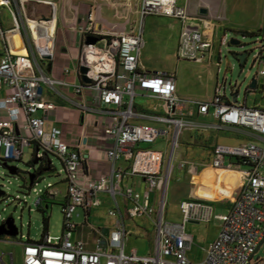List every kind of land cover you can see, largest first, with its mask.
<instances>
[{"label": "built area", "instance_id": "2783aa9c", "mask_svg": "<svg viewBox=\"0 0 264 264\" xmlns=\"http://www.w3.org/2000/svg\"><path fill=\"white\" fill-rule=\"evenodd\" d=\"M33 1L38 0H0V7L8 8L13 14V25L7 30L0 17V40L3 41L0 91L5 90V95L0 97V153L3 151L2 159L22 160L25 148L36 143L39 162L48 153L61 159L68 186L67 200L62 203L63 234L52 236L47 233L39 241L22 242L23 264H252L256 249L264 244V147L254 140L238 145L215 146L211 166L237 168L242 182L231 208L220 215L222 226L219 235L209 245L205 259L197 262L187 255L192 236L186 232L184 224L205 205L197 199L183 200L181 211L184 223L166 221L165 194L171 161L166 166L162 150L141 147V143H154L161 136L171 135L174 149L186 129L231 128L264 140V108L233 102L227 96L226 83H217L214 96L209 101L183 98L177 92L175 74L141 68L140 57L145 44L143 21L153 13L181 21L177 49L180 58L202 62L212 60L214 39L194 22L196 16L181 6L178 0H140L138 12L141 24L137 30L116 32L98 26L96 15L91 10L78 23L83 42L75 71L80 81L71 82L48 74L43 66L44 61L51 62L55 57L56 3L43 0L52 6V13L31 17L28 8ZM126 4L131 6V0H127ZM216 18L223 20L224 15L219 13ZM51 22H55L52 33L48 29ZM205 23L211 24L210 21ZM14 33H19L21 37L20 47L11 38ZM88 36L99 39L95 43H87ZM229 43L225 33L221 45ZM258 46L260 50L253 65L264 63V43L260 41ZM26 59L34 61L38 73L26 75L20 72L26 66ZM221 61L220 49L218 62ZM83 65L88 68L89 83L81 78ZM64 72L69 73V69ZM261 75H264L263 69L257 73L258 77ZM56 85L67 91L72 88L73 102L84 115L98 112L110 116L111 122L103 128L104 136L111 143L107 149V159L113 164L110 172L98 177L86 175L85 157L66 139L64 128L48 126L50 113L56 109V104L46 98L45 89H55ZM139 88L161 100L165 113L147 115L137 112L135 97ZM195 108L201 114H207L213 108L217 121L206 122L188 117L194 114ZM138 116H149L165 124V128L130 121ZM121 158L131 160L129 174L144 177L146 190L139 191L123 183L124 172L115 165ZM180 166L186 168L192 178L199 171L194 162L184 160ZM39 180L37 175L31 186ZM156 191L162 194L158 206L153 203L152 196ZM40 192L39 205L45 198L55 199L58 195V189L52 183ZM102 193L108 194L113 201L108 214L116 220L115 226L107 233L88 222L92 209L103 203ZM118 196L127 201L126 212ZM78 207H83L85 211L82 225L74 220ZM126 215L130 218L144 215L153 220L156 225L155 254L140 255L136 249L129 253L125 251L130 234L126 228ZM83 226L89 228L90 235L75 237L78 228ZM5 255H8V261L4 259ZM0 261L1 264H16L15 254L3 253Z\"/></svg>", "mask_w": 264, "mask_h": 264}, {"label": "rangeland", "instance_id": "374dc122", "mask_svg": "<svg viewBox=\"0 0 264 264\" xmlns=\"http://www.w3.org/2000/svg\"><path fill=\"white\" fill-rule=\"evenodd\" d=\"M43 1V0H42ZM42 1L30 3L28 11L31 17L49 16L52 13V6ZM56 3L57 27L65 20L66 16L73 17L74 13L81 19L91 10L96 15V20H105L110 24H123L126 31L137 30L141 24L139 15L140 0H132V5L119 6L127 3L126 0H52ZM226 1V0H225ZM184 2V0H180ZM228 10L234 16L247 18L253 15L260 7L264 11V0H227ZM0 17L5 30L13 25V14L6 7H0ZM60 22V23H59ZM100 24V23H99ZM78 25V23H77ZM105 25V24H104ZM103 27V24L101 25ZM143 37L145 46L143 48L144 65L149 71H165L175 74L178 85L183 89V95L187 98L201 99L211 97L217 83H226V93L229 99L233 100L237 94L238 102L245 100L249 105L260 102L264 103V87L251 89L250 83L257 76L259 70L264 69V63L253 65L255 55L259 52V42L264 43V23L262 30H255V35H243L236 32L233 27L221 29L216 36V48L222 51V61L215 60L212 68L208 69L201 65L202 61L180 58L178 56V43L181 34V21L175 17L153 13L144 18ZM226 32L229 40L232 38L240 41L239 44L221 45V37ZM0 42V48H2ZM247 53L244 63L237 58V53ZM219 66L221 68L219 72ZM264 79V75L261 76ZM152 100L147 97L137 96L136 102ZM163 128V125H159ZM195 131L184 130L178 139V145L172 151V145L166 144L164 137H160L154 143H141V147H152L165 151L167 162L171 158V170L167 190L165 194L166 221L180 223L183 221L181 211V201L183 190H177V178H182L186 168L181 167L183 160L179 159V152L183 151L186 161L203 162L209 161L212 156L211 144L196 142L193 139ZM204 136L209 139V143L220 145H237L243 141L252 139L261 147H264V140L249 137L246 133L227 128L222 130H209L204 132ZM202 143V144H199ZM3 152V151H2ZM2 152L0 157H2ZM30 147L25 148L22 160H7L0 158V224L7 218L13 217L19 233L16 236H3L0 238V257L3 253L15 254L16 264H23V244L22 242L39 241L49 233L52 236L63 234L64 214L62 203L58 200H44L42 205L37 204L41 195V190H46L49 183L57 188L61 177L65 174L64 165L60 158L50 154V159L55 167L52 171H47L40 176L36 185L30 184V173L38 169V165L29 162L31 157ZM173 152V153H172ZM172 153V157H171ZM169 163H166V166ZM8 166H15L13 172ZM264 174V167L262 168ZM182 186L189 188L192 185L189 181L182 179L179 181ZM214 180L205 183V187L213 186ZM208 189L207 197L211 198V191ZM153 201L158 206L162 198L159 191L153 193ZM102 204L92 209L89 224L101 226L110 222L109 209L113 207V201L108 194H101ZM120 203L126 212L127 201L123 196H118ZM215 213L220 211V205L213 203ZM45 208L49 213V226L45 233L43 227ZM216 216V215H215ZM74 220L82 225L85 220L83 207H78L74 214ZM126 228L130 234L126 239L125 251L131 252L136 249L140 255H153L156 253V225L153 220L144 215L130 218L126 215ZM89 225V226H90ZM217 228V219L210 222L188 223L186 231L192 234L195 242L189 251L192 261H201L205 255V247L213 238ZM87 232V231H86ZM9 260L8 255L4 258ZM1 264V261H0ZM252 264H264V244L255 253Z\"/></svg>", "mask_w": 264, "mask_h": 264}, {"label": "crops", "instance_id": "0c3cea01", "mask_svg": "<svg viewBox=\"0 0 264 264\" xmlns=\"http://www.w3.org/2000/svg\"><path fill=\"white\" fill-rule=\"evenodd\" d=\"M178 3L181 6L186 7L191 14L196 16V20H194V22L201 27V30H203L205 34H208L209 37H212L214 39L215 48L213 51L212 60H206L201 62V65L208 69L213 67L215 60L219 61V51L216 48V36L221 29L233 27L235 29H244L255 32V30L261 31L262 25L264 23V11L261 7L253 15L242 19L234 16L232 13L229 12L227 0L226 1L225 0H184V2L182 3L180 2V0H178ZM124 4L126 3L125 2L121 3L119 4V6H122ZM131 5H132V0H131ZM203 9H205L206 11L205 12L202 11ZM219 13H222L224 15L223 20H218L216 18L217 14ZM79 20L80 18L77 16L76 13H74L73 17L70 16L65 17V20L61 22V25H59L56 30L55 57L51 61V67H49L50 62L47 60L44 61L43 64L44 70L48 74L55 76L57 78H66L71 82L80 81V76L75 71V66L78 62L81 53V46L83 42V35L79 31V27L77 25V23H79ZM206 21H210L211 24L207 25L205 23ZM102 24H103V28L106 30H113L116 32H127L123 24H117V23L110 24L102 19L97 20L98 26H101ZM54 26H55V22L52 27L51 26L49 27L50 33L53 32ZM225 33L226 32H224V34ZM11 38L15 44L14 37L12 36ZM0 42L3 41L0 40ZM1 47L2 48H0V59L3 53V43ZM140 62H141V68L147 69L144 65L143 49L140 57ZM40 64L42 67V60ZM67 68L69 69V73L64 72V70H66ZM20 72L26 75H34L38 73V69L32 59L31 60L26 59V66L25 68L21 69ZM261 76H259L258 78L259 79L262 78ZM263 87H264V79L262 86L258 85L256 88H263ZM214 91L211 97L201 98V99L196 98V99L202 101H209L213 98ZM177 92L179 96L183 98H187L183 95V89L181 88V86L178 85V80H177ZM64 93H69V95H66ZM71 93H72V88L69 91H67L65 88H63L60 85H56L55 89L46 87L45 89L46 98L56 104V109L50 113L48 126L49 127L57 126L64 128L66 139L70 141L73 147L79 149L85 157L84 173L91 177H98L102 174L110 172L113 166V164L107 159V149L111 145V143L106 139V137L103 134L104 126H106L111 122V118L106 114H101L98 112H92L90 114L84 115L80 111V109L74 104L73 102L74 97L72 96ZM4 95H5V90H1L0 97ZM137 96L147 97L152 99L149 100V102H147V100L146 101L141 100L139 102L135 101V108L137 112H141L147 115L165 113V107L163 102L155 97L149 96L144 89L139 88L136 97ZM239 103H245L249 107L264 108V103H260V102L254 103L253 105H249L245 100L244 102H239ZM194 111L195 112L193 115H187V116L192 119H197L200 121H206V122L217 121V118L213 115L212 112L213 108H211L209 113L207 114L199 113L197 111V108H195ZM130 121L132 123L150 124L157 127H159V125H163V128H165V124L158 122L149 116L133 117L130 119ZM209 130L212 129L192 130V131H195L196 133L195 136L193 137L195 144L201 139H203V142H205V144H211L210 145L211 146L210 148H212L211 159L209 161H203V162L189 161V162H194L199 166L198 173L194 176V178H192L190 172L187 169H185L182 178L181 177L177 178L178 181L177 190H183L181 191L184 196L182 198V201L186 199H197L205 205V208L195 212L193 218H191L189 221H187L184 224L185 230L188 223L198 224L200 222H210L214 218L217 219L216 232L213 238L208 242V244L204 248L205 255L203 260L206 257L207 249L209 248V245L217 238L221 230L222 220L220 218V215L225 214L229 211L232 205L233 198L238 194L239 186L242 182L241 172L237 168H233V169L214 168L213 166H211V162L214 156V148L215 146L220 144L209 143L210 142L209 139H207L204 136V132ZM161 137H164L166 144L172 145L171 135H165ZM244 142H246V140L243 141L242 143ZM28 147H30V150L32 151L31 152V156H32L35 150V146L31 145ZM172 151H173V147H172ZM163 152L165 155V163H169L171 161V158L169 162H167L166 153L165 151ZM172 153H171V157H172ZM184 156H185L184 152L180 151L179 159L184 161L185 160ZM131 164H132L131 160H127L125 158H121L115 163L116 167L124 172L123 183L125 185L133 186L139 191L146 190L147 182L144 177L140 175L129 174ZM217 169H222L223 171H217ZM225 170L237 171L240 174L231 175ZM181 179L182 181L185 180L189 181L192 186L189 188L183 187L181 182H179ZM212 180H214L215 182L214 185L212 187L211 186L205 187V183ZM59 182L60 184H58L57 186L58 195L53 200H58L61 203H63L64 201L67 200V186H68L65 178V174L61 177ZM207 188H209L210 189L209 191H211V198L207 197L208 195ZM47 199H51V198L47 197ZM153 203L155 204V200L153 201ZM213 203H217L220 205L219 207L220 211H217L215 213ZM121 206L124 210L122 204ZM109 218H110L109 219L110 222H108V224H103L101 226H98L106 233L109 231V229L113 228L116 223V220L114 218H111L110 216ZM180 223L182 224L184 223V217H183V221ZM89 235H90L89 228L87 226H83L78 228L75 237L84 238V237H88ZM190 235L192 236V244L191 247L187 250L188 257H189V251L191 250L192 245L195 242L194 236L192 234Z\"/></svg>", "mask_w": 264, "mask_h": 264}, {"label": "water", "instance_id": "95a60500", "mask_svg": "<svg viewBox=\"0 0 264 264\" xmlns=\"http://www.w3.org/2000/svg\"><path fill=\"white\" fill-rule=\"evenodd\" d=\"M202 11H206L205 9H203ZM98 37H94V36H88L87 39H86V42L87 43H95L98 41ZM230 43L231 44H239L240 41H238L237 39H234L232 38L230 40ZM237 58L241 61V63L245 62L246 60V56H247V53H237L236 54ZM87 71H88V68L86 66H81V73H82V80L89 83L91 82V79L87 76ZM262 83H263V79L262 78H258V76H256L252 82L250 83V88L253 89V88H256L258 85L262 86ZM233 102L235 103H238V100H237V94H234V97H233ZM36 151L38 152L39 151V148L36 149ZM40 161V158L39 157H35L33 163L36 165L38 164ZM13 172L16 171V167L15 166H8ZM36 177V173L33 172V173H30V184H33L34 182V179ZM4 192H1L0 193V196L3 194ZM19 233V230H18V227L15 225V221H14V218L13 217H10V218H7L3 223L0 224V236L2 235H8V236H16L18 235ZM260 249V245L258 246V248L256 249V252Z\"/></svg>", "mask_w": 264, "mask_h": 264}, {"label": "trees", "instance_id": "16d2710c", "mask_svg": "<svg viewBox=\"0 0 264 264\" xmlns=\"http://www.w3.org/2000/svg\"><path fill=\"white\" fill-rule=\"evenodd\" d=\"M236 32H239V33H242L243 35H255L256 32H253V31H248V30H244V29H234ZM244 63V62H243ZM49 67H51V62L49 63ZM37 144L35 143V150L33 152V155L32 157L30 158L29 162L33 165H35L33 163L34 159H35V156H36V149H37ZM2 159V157H0ZM38 165V164H36ZM55 167L50 159V154H45V156L42 158V161L39 162V165H38V169L35 171L36 173V176H41L42 174H44L45 172L47 171H52L54 170ZM46 200H49V199H45ZM41 210H43L44 212V215H43V227H44V232L46 233L47 230H48V226H49V213H47L48 211L45 209V208H41ZM46 235V234H45ZM3 236H6V235H2L0 236L3 237Z\"/></svg>", "mask_w": 264, "mask_h": 264}, {"label": "bare ground", "instance_id": "6f19581e", "mask_svg": "<svg viewBox=\"0 0 264 264\" xmlns=\"http://www.w3.org/2000/svg\"><path fill=\"white\" fill-rule=\"evenodd\" d=\"M32 24H34V23H32ZM53 24H54V22L49 23L48 29H49L50 26L52 27ZM12 36L14 37L15 45H18L20 47V44H21L22 40H21V37H20L19 33H14V34L11 35V37ZM217 171H223V170L222 169H217ZM225 171L230 173L231 175L240 174L239 172L233 171V170H225Z\"/></svg>", "mask_w": 264, "mask_h": 264}]
</instances>
